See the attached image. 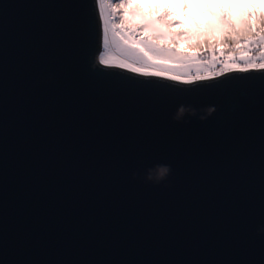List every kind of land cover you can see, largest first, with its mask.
Masks as SVG:
<instances>
[{
    "label": "water",
    "instance_id": "95a60500",
    "mask_svg": "<svg viewBox=\"0 0 264 264\" xmlns=\"http://www.w3.org/2000/svg\"><path fill=\"white\" fill-rule=\"evenodd\" d=\"M103 42L98 0H0V264H264V69L180 82Z\"/></svg>",
    "mask_w": 264,
    "mask_h": 264
},
{
    "label": "rangeland",
    "instance_id": "374dc122",
    "mask_svg": "<svg viewBox=\"0 0 264 264\" xmlns=\"http://www.w3.org/2000/svg\"><path fill=\"white\" fill-rule=\"evenodd\" d=\"M175 1L176 4L182 5L181 10L186 15L192 5L196 3L211 6L215 1L221 2V0ZM165 3V0H160V2L157 0H135L133 3H129V0H99L104 28V42L100 55L102 62L119 67L121 64L132 65L143 69L137 73L145 75L162 72L164 74L161 77L172 79L173 76H176L178 79L175 80L180 82L211 79L235 70L261 69L253 65L264 64V39L258 45L254 41L250 42L243 50L227 56L223 62L219 61V55L214 52H211L210 55L204 53V48H196L197 51H183L175 48L169 51L163 49L164 46H157L156 40L153 38L155 33L158 38L163 36L166 42L170 36L168 32L154 27L153 17L148 14L149 10L155 9L153 7L164 8ZM259 4L264 11V0ZM133 5L138 10H144L137 17L142 22L140 24L144 28L142 31L129 27V20L133 21L134 19V16H131L132 19L129 17L132 9L130 7ZM126 12L127 15H125ZM144 32L148 33L147 37L143 36ZM141 48L147 51L153 59L149 60L148 56L140 50ZM124 68L132 71V67Z\"/></svg>",
    "mask_w": 264,
    "mask_h": 264
},
{
    "label": "trees",
    "instance_id": "16d2710c",
    "mask_svg": "<svg viewBox=\"0 0 264 264\" xmlns=\"http://www.w3.org/2000/svg\"><path fill=\"white\" fill-rule=\"evenodd\" d=\"M165 1L167 4H164V8L157 9L153 7L155 9L149 10L148 15L153 17L152 22L154 27L168 32L176 49L197 51L196 48H204V53L210 55L211 52H214L219 55V61L223 62V59L227 56L236 54L247 47L250 43L249 38H252L251 42L254 41L255 44L258 45L262 40L257 39L258 35H264V11L259 4L263 0H221V2L215 1L211 6H203L196 3L192 5L187 15L182 12V5L176 4L175 0ZM130 8L132 9L131 13H129V17L131 18V16H134L133 21H140L137 17L141 12H144V10H138L135 5ZM221 9L228 13L237 29L234 35H227L224 38H221L224 26L219 20ZM164 10H168L171 13L168 19H179L182 20L183 23L170 27L164 21L155 20V16ZM249 13L252 15H249ZM140 24L136 30L142 31L144 28L141 27ZM182 30H184L186 34L197 38L209 37L214 39H208L210 41L198 40L197 43L193 45L184 43L183 46H181L175 43V38L173 39V37L176 36L177 32ZM153 36L155 40L158 39L156 33Z\"/></svg>",
    "mask_w": 264,
    "mask_h": 264
},
{
    "label": "clouds",
    "instance_id": "9594fccd",
    "mask_svg": "<svg viewBox=\"0 0 264 264\" xmlns=\"http://www.w3.org/2000/svg\"><path fill=\"white\" fill-rule=\"evenodd\" d=\"M157 2H160V0H157ZM129 27H131L133 30H136V28L138 27V25L141 23L140 21H135L133 22L132 20H129ZM144 37L148 36L147 32L143 33ZM208 39H214V38H209V37H194V36H190L188 34L185 35H176L175 36V43L180 44L181 46H183L184 43H187L189 45H193L195 43H197L198 40H208ZM157 46H164L163 49L166 50H173L175 49V44L173 43L172 38H169L168 41L166 42L164 37L161 36L159 37L156 41H155ZM191 113L194 114L195 113V109L192 108H186L184 106H180L179 109L177 110V113L174 116V119L179 120L185 113ZM201 119H203V117H201ZM170 172V166L167 165H158L156 166V168L154 170H149L148 175H147V179L152 180L154 183H160L163 179H165L167 177V175ZM133 175L135 176L136 174L133 173ZM260 231H264V229H260Z\"/></svg>",
    "mask_w": 264,
    "mask_h": 264
},
{
    "label": "snow or ice",
    "instance_id": "6c2138e0",
    "mask_svg": "<svg viewBox=\"0 0 264 264\" xmlns=\"http://www.w3.org/2000/svg\"><path fill=\"white\" fill-rule=\"evenodd\" d=\"M133 2H135V0H129V3H133ZM125 15H127V12L125 13ZM249 15H252V14L249 13ZM170 16H171V13L168 10H164L155 16V20L164 21L170 27L183 23V21L179 20V19H168V17H170ZM219 20H220L221 24L224 26L223 32L221 34V38H224L227 35H234L236 33L237 29H236L235 25L233 24L232 19L229 17L228 13L226 11H224L223 9H221ZM149 22H151V21H149ZM185 34H186V32L184 30L176 33V35H185ZM174 38L175 37H173V39ZM257 39H264V35H258ZM251 40H252V38H249V42H251ZM137 44H139V43H137ZM140 50L143 51L146 56H148L149 60L153 59V57L151 55H149V53L147 51H145L143 48H141ZM213 58L215 59V57H213ZM253 66L264 69V64H258V65H253ZM120 67L121 68L132 67L133 72L143 71V69L136 68L132 65L121 64ZM146 74H148V73H146ZM163 74L164 73H162V72L153 73V75H155V76H161ZM172 79L175 80V79H178V77L173 76Z\"/></svg>",
    "mask_w": 264,
    "mask_h": 264
},
{
    "label": "bare ground",
    "instance_id": "6f19581e",
    "mask_svg": "<svg viewBox=\"0 0 264 264\" xmlns=\"http://www.w3.org/2000/svg\"><path fill=\"white\" fill-rule=\"evenodd\" d=\"M98 7H99V10H100V13H101V7H100V4H99V0H98Z\"/></svg>",
    "mask_w": 264,
    "mask_h": 264
}]
</instances>
